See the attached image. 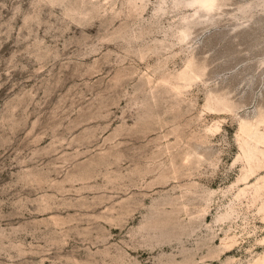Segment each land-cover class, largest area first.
<instances>
[{"label":"rangeland","instance_id":"1","mask_svg":"<svg viewBox=\"0 0 264 264\" xmlns=\"http://www.w3.org/2000/svg\"><path fill=\"white\" fill-rule=\"evenodd\" d=\"M0 264H264V0H0Z\"/></svg>","mask_w":264,"mask_h":264}]
</instances>
